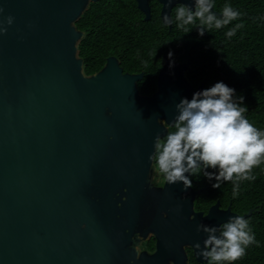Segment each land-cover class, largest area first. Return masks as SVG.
<instances>
[{
  "label": "water",
  "instance_id": "obj_1",
  "mask_svg": "<svg viewBox=\"0 0 264 264\" xmlns=\"http://www.w3.org/2000/svg\"><path fill=\"white\" fill-rule=\"evenodd\" d=\"M91 1L0 0V21L14 18L0 34V264H154L173 253L183 264L184 246L205 238L190 226L197 192L156 187L149 157L175 105L203 84L185 79L188 64L164 67L144 97L141 76L115 58L86 75L76 23ZM160 1L162 15L192 3ZM151 235L157 252L137 259Z\"/></svg>",
  "mask_w": 264,
  "mask_h": 264
},
{
  "label": "clouds",
  "instance_id": "obj_2",
  "mask_svg": "<svg viewBox=\"0 0 264 264\" xmlns=\"http://www.w3.org/2000/svg\"><path fill=\"white\" fill-rule=\"evenodd\" d=\"M172 4L173 0H168L165 7ZM215 8L216 0H192L190 5L176 3L174 15L163 14L161 21L164 26H174L185 33H190L194 26L199 37L213 29L227 28L224 35L231 39L244 27L240 21L244 13L227 2L219 11ZM3 13L4 8L0 7V15ZM256 20L264 22V15ZM13 21L11 15L0 21V34L7 32L4 24L10 26ZM233 21L237 22L233 24ZM167 57L171 68L175 64L172 50ZM175 108L172 123L161 120L167 121L166 134L156 135L154 152L149 157L155 185L165 187L182 182L187 190L193 186V178L202 175L213 189L222 190L225 182H231L235 198L242 181L256 180L253 170L264 165V129L249 120L246 115L249 109L242 94L221 80L195 91L191 99L181 98ZM197 232L205 234L203 246L197 242L190 247L196 250L202 264H235L247 255L249 246H260L250 217L244 215H230L219 226L201 222Z\"/></svg>",
  "mask_w": 264,
  "mask_h": 264
},
{
  "label": "trees",
  "instance_id": "obj_3",
  "mask_svg": "<svg viewBox=\"0 0 264 264\" xmlns=\"http://www.w3.org/2000/svg\"><path fill=\"white\" fill-rule=\"evenodd\" d=\"M226 2L244 13L240 18L244 27L237 30L235 36L231 39L225 37L227 28L213 29L203 37H199L194 26L190 33L175 28L172 38L179 39V42L175 41L173 46L188 48L193 63L212 68L220 81L235 88L237 94H242L249 109V120L264 129V22L256 20V17L264 15V0H216V5L221 8ZM119 16L111 20L104 8L86 13L77 24L79 30L87 33L79 44L86 75L102 68L109 39L132 37L126 13ZM110 48L116 50L118 42L115 41ZM253 171L256 180L242 181L236 200L240 213L256 209L250 221L260 246H249L247 255L235 264H264V165ZM222 187L232 193L231 182H225Z\"/></svg>",
  "mask_w": 264,
  "mask_h": 264
},
{
  "label": "flooded vegetation",
  "instance_id": "obj_4",
  "mask_svg": "<svg viewBox=\"0 0 264 264\" xmlns=\"http://www.w3.org/2000/svg\"><path fill=\"white\" fill-rule=\"evenodd\" d=\"M145 1L147 5H145ZM141 3L143 6H146V9H149L148 12L143 10ZM175 6L172 7L170 15H174L173 9ZM104 8H106L111 20L120 17L119 15L122 12L126 13V18L130 20L128 26L131 29L130 34L132 37L109 39V46L104 56L102 68L105 67L109 58L117 59L124 74L141 76V79L137 82V86L142 96L150 97L158 91L159 76L164 67L167 69H182V66L188 64V68L184 72V77L195 90L202 84L204 89L220 81L217 73L212 68L207 69L206 65L200 67L193 63L187 51L188 48L177 46V48H174V42H179V39L172 38V31L175 27H166L161 21L163 3L160 0H93L84 15L88 12L103 10ZM219 9L220 6L216 5L214 10L219 11ZM84 15L76 23V26L83 19ZM83 33L85 37L87 33ZM115 41L118 42V48L112 50L110 47ZM169 50L173 51L175 60V64L171 68L169 67V59L167 57ZM151 169V181L153 182L155 172L152 165ZM155 186L158 187L157 185ZM180 186L184 188L182 183ZM188 189L191 194L197 192L195 198L189 200L192 202L194 209V213L190 217L198 218L197 221H192L194 223L190 224L194 229L201 222L209 224L210 226H219L230 215H246L252 210L253 212L249 216L252 217L256 211V209L252 208L248 212L240 213L236 197L234 198L232 193L223 187L222 190L213 189L208 180L202 177V175L194 177L193 186ZM189 201H185V203ZM250 223L252 225L251 221ZM194 244L191 241L184 246V251L181 252V255L185 257L183 264H202L201 258L197 255L196 250L190 247V245ZM157 250V239L153 235L147 240L142 241L138 247L139 255L142 252H146L147 255L151 256ZM162 259L163 261H157L154 264H169L170 261H172V264H181L178 260V255L174 253ZM133 264L139 263L133 262Z\"/></svg>",
  "mask_w": 264,
  "mask_h": 264
}]
</instances>
